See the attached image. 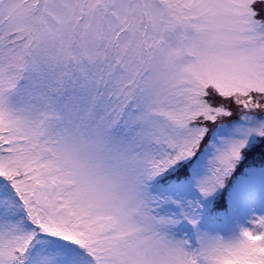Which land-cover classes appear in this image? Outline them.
<instances>
[{
    "label": "snow or ice",
    "instance_id": "snow-or-ice-1",
    "mask_svg": "<svg viewBox=\"0 0 264 264\" xmlns=\"http://www.w3.org/2000/svg\"><path fill=\"white\" fill-rule=\"evenodd\" d=\"M0 264H264V0H0Z\"/></svg>",
    "mask_w": 264,
    "mask_h": 264
}]
</instances>
